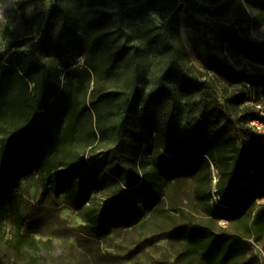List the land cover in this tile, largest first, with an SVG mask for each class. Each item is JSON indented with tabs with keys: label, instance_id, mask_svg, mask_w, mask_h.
<instances>
[{
	"label": "rangeland",
	"instance_id": "rangeland-1",
	"mask_svg": "<svg viewBox=\"0 0 264 264\" xmlns=\"http://www.w3.org/2000/svg\"><path fill=\"white\" fill-rule=\"evenodd\" d=\"M54 7L78 20L80 44L39 55L64 113L49 160L59 168L84 158L94 177L84 198L76 181L42 197V167L21 180L0 216V264H180L182 229L239 238L249 251L237 264H264V198L219 219L207 212L211 201L196 200L191 177L160 178L150 211L148 188L130 208L121 192L165 153L169 121L179 142L200 120L222 125L264 110V0H0L1 65L58 22ZM173 60L203 83L200 92L180 89ZM19 124L16 114L4 116L0 136ZM200 175L206 188L208 174ZM210 175L213 192V166Z\"/></svg>",
	"mask_w": 264,
	"mask_h": 264
},
{
	"label": "trees",
	"instance_id": "trees-1",
	"mask_svg": "<svg viewBox=\"0 0 264 264\" xmlns=\"http://www.w3.org/2000/svg\"><path fill=\"white\" fill-rule=\"evenodd\" d=\"M52 11L50 18L57 11L58 22L55 20L47 26L38 42L26 50L13 52L8 62L0 64V119L9 114H16L20 119L16 129L0 136V216L9 211L10 204L5 201L14 197L21 180L40 167L45 175L42 197L49 193L57 195L76 181L84 198L94 177V169L84 158L62 164L59 168L49 160L51 148L59 142L58 132L64 113L58 95L50 90L52 73L39 55L49 49L60 52L76 50L80 44L78 20L60 8L54 7ZM48 28L51 32L56 28L53 38L47 34ZM223 33L233 39L230 32ZM173 68L176 82L186 95L202 90L203 83L185 74L176 60H173ZM258 87L264 94V82ZM254 119H258V115L249 113L234 121L226 118L222 125L200 120L179 142H175L169 121L163 131L165 153L153 162L152 172L142 178L135 175L125 179L126 190H121L127 193L124 206L130 208L133 196L148 188L149 198L144 205L150 211L156 204L160 178L169 182L191 177L197 183L194 189L196 200L211 201L207 211L209 216L231 219L244 214L256 200L264 198V142L247 126ZM210 166L218 174L215 201ZM203 170L208 174L206 188L200 175ZM113 201L117 203L118 198ZM11 206L20 220L18 210L14 204ZM96 231L99 235L100 227ZM178 238L187 243V253L180 264H237L236 261L249 251V245L239 238L206 230L182 229Z\"/></svg>",
	"mask_w": 264,
	"mask_h": 264
},
{
	"label": "built area",
	"instance_id": "built-area-1",
	"mask_svg": "<svg viewBox=\"0 0 264 264\" xmlns=\"http://www.w3.org/2000/svg\"><path fill=\"white\" fill-rule=\"evenodd\" d=\"M260 89V88H259ZM259 109L258 112V119H254L248 122L247 126L248 128L257 136H259L263 142H264V110L263 109ZM215 190L213 191V200L215 201Z\"/></svg>",
	"mask_w": 264,
	"mask_h": 264
}]
</instances>
